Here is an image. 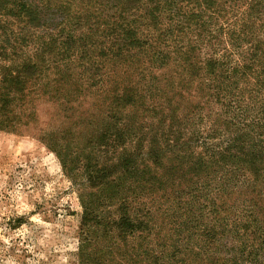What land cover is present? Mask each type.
Returning a JSON list of instances; mask_svg holds the SVG:
<instances>
[{
	"label": "trees",
	"instance_id": "trees-1",
	"mask_svg": "<svg viewBox=\"0 0 264 264\" xmlns=\"http://www.w3.org/2000/svg\"><path fill=\"white\" fill-rule=\"evenodd\" d=\"M98 92L38 137L87 190L80 264H264V0H0V130Z\"/></svg>",
	"mask_w": 264,
	"mask_h": 264
},
{
	"label": "rangeland",
	"instance_id": "rangeland-1",
	"mask_svg": "<svg viewBox=\"0 0 264 264\" xmlns=\"http://www.w3.org/2000/svg\"><path fill=\"white\" fill-rule=\"evenodd\" d=\"M84 102L69 112L46 103L40 107L36 128L20 133L0 130V264L81 263V197H87V190L81 175L75 180L69 177L57 155L38 137L41 128L59 125L72 126L75 131L78 127L93 128L100 118V105L108 100L98 92ZM234 132L235 128L222 129L216 143L224 147ZM69 144L75 155L79 144ZM195 151H203L200 143ZM219 175L210 187L211 197L217 200L216 184L224 174ZM144 199L154 211L169 212L173 208L174 196L156 193ZM224 243L238 245V240L229 235Z\"/></svg>",
	"mask_w": 264,
	"mask_h": 264
}]
</instances>
